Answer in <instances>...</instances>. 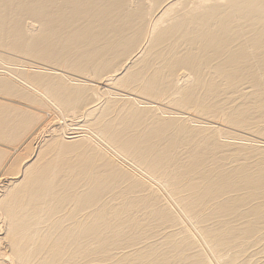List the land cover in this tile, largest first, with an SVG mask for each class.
Returning a JSON list of instances; mask_svg holds the SVG:
<instances>
[{
    "label": "bare ground",
    "instance_id": "obj_1",
    "mask_svg": "<svg viewBox=\"0 0 264 264\" xmlns=\"http://www.w3.org/2000/svg\"><path fill=\"white\" fill-rule=\"evenodd\" d=\"M1 178L0 264H264V0H0Z\"/></svg>",
    "mask_w": 264,
    "mask_h": 264
},
{
    "label": "rangeland",
    "instance_id": "obj_2",
    "mask_svg": "<svg viewBox=\"0 0 264 264\" xmlns=\"http://www.w3.org/2000/svg\"><path fill=\"white\" fill-rule=\"evenodd\" d=\"M51 118H52V117H51ZM54 118H55L56 120H55ZM54 118H53V119H54V120H53L54 122H50L51 125L56 124V123L59 124L58 122H61V123H62V121L59 120L58 116H57V117H54ZM57 119H58L59 121H58ZM47 123H48V122H47ZM52 123H53V124H52ZM57 124H56V125H57ZM49 125H50V124H49ZM44 131L46 132V129H44V130L42 129L41 132L39 131V133H41L42 135L39 134V133H37V135H34V136H35L34 138L32 137L33 139H32L31 141H33L34 144H35L36 146H35L33 143H32V144L34 145V147H33V145H32L31 143H30V144H31V148H33L34 150H36V149L38 148V146L40 145V142H41V140H42L41 137H43L44 135H47ZM42 132H44V134H43ZM63 132H64V131H63ZM66 132H67V133H66ZM65 133H66V134H65ZM65 133H63L64 138H65L66 136H68L69 133H72V131H70V132H69V131H65ZM235 134H236V135H239V134H240L239 137H241V136L244 137V136H245V135L242 134V133H235ZM36 136H37V137H36ZM244 138H245V137H244ZM34 139H35V141H36V140H37V141L35 142ZM38 139H39V140H38ZM37 143H38V144H37ZM30 144H29V145H30ZM29 145H28V146H29ZM35 147H36V148H35ZM31 148H30V149H31ZM26 156H27V155H25V157H26ZM2 179L6 180V178H1V179H0V182H1ZM4 180H2V181H4Z\"/></svg>",
    "mask_w": 264,
    "mask_h": 264
}]
</instances>
